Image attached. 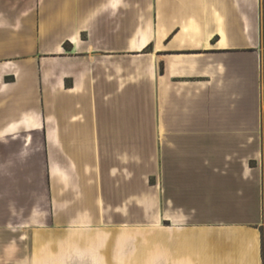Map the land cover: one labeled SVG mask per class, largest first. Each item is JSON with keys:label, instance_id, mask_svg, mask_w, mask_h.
<instances>
[{"label": "crops", "instance_id": "obj_1", "mask_svg": "<svg viewBox=\"0 0 264 264\" xmlns=\"http://www.w3.org/2000/svg\"><path fill=\"white\" fill-rule=\"evenodd\" d=\"M139 223L146 264H264V0H0V261Z\"/></svg>", "mask_w": 264, "mask_h": 264}, {"label": "rangeland", "instance_id": "obj_2", "mask_svg": "<svg viewBox=\"0 0 264 264\" xmlns=\"http://www.w3.org/2000/svg\"><path fill=\"white\" fill-rule=\"evenodd\" d=\"M145 223H139L138 237L133 240L130 244L121 251V256L125 258L126 264H146V259L150 255L152 248L156 247L157 242L160 241V234L153 233L147 234ZM43 244H46L43 243ZM48 244V243H47ZM81 245V243H80ZM12 250L9 252L11 255L8 256V259L5 261H0V264H22L23 262H18L17 256L12 254ZM77 249L72 251V255L66 254V252H60L56 249H43L40 253L37 250L27 249L26 261L29 262V258L32 257V254H41L39 257L42 258L41 263L39 264H96L93 261V258L96 259L99 264L103 260V257L109 258L107 261L108 264H113L110 258L113 256V250L110 248L101 251V253H94V256H91L89 253L82 251L80 255L76 254ZM24 254V253H22ZM23 256V255H22ZM22 262V263H21Z\"/></svg>", "mask_w": 264, "mask_h": 264}]
</instances>
